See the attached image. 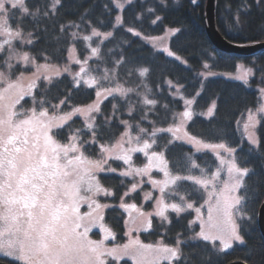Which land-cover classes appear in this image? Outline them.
Instances as JSON below:
<instances>
[{
	"label": "snow or ice",
	"instance_id": "6c2138e0",
	"mask_svg": "<svg viewBox=\"0 0 264 264\" xmlns=\"http://www.w3.org/2000/svg\"><path fill=\"white\" fill-rule=\"evenodd\" d=\"M132 2L133 0H112L113 6L121 10L125 4L131 5ZM160 2L167 6V0ZM195 2L196 0H192V3ZM62 7L63 0H46L43 4H30L29 0H0V53H6L0 59V261H5L6 264H109V258L120 261L122 257H127L133 264H179L182 260L185 264H196L195 257L186 254L182 247L189 241L208 242L212 248L209 250L205 246V251L216 253L231 249L234 243L244 244L243 224L253 219L245 211L246 202L258 193V185H250L247 179L254 174V170L241 166L233 155L236 149L226 143L206 142L187 131L185 126L192 118V100H185V110L177 114L178 119L174 118L166 128L156 127L155 121H149L152 124L149 130L138 121L136 134L133 135V125L128 120H121L124 130L114 143H100L98 158L87 155L88 148L85 146L95 145L102 137L110 134V129L105 125L113 118L105 116L103 121H98L97 115H94L102 114L101 97L106 99L119 95L124 98L134 91L133 88L120 84L116 87H101V79H109L107 71L102 77L90 75L85 67L88 60L81 61L73 55L70 57L72 61L81 65L74 76L75 86L78 87L82 80L89 88L95 87L96 101L57 115L55 111L50 114L49 109L44 107L46 100H36L33 96L36 81L42 78L52 84V77L59 76L60 70L48 63L38 64L28 52L18 48L32 43L33 33L25 28L27 22L36 26L45 19L55 17ZM253 7L264 12V0H241L235 23H241V9L247 11ZM156 19L159 20L160 17L157 16ZM155 22L154 20L153 23ZM121 24L122 17L117 15L113 27ZM64 30L61 26L60 31ZM128 31L133 32V29L129 28ZM178 31L177 28L169 29L171 34ZM133 34L139 35L138 32ZM92 35L106 38L112 33H101L92 28ZM83 39L89 40L90 37L84 36ZM164 50L169 56L174 55L167 48ZM98 55L99 49L92 48L91 56ZM176 59L181 58L177 56ZM13 60L24 65L31 64L35 68L31 77H26L21 71L12 79L15 71ZM120 63L121 61H117V65ZM204 67L207 68L208 65L205 64ZM237 68L243 71L235 79L247 83L253 70L244 65H238ZM64 71H68V68L65 67ZM147 72L148 69L143 68L139 75L143 77ZM260 93L261 99H264V88L260 89ZM26 96L32 97V106L29 108H24L21 104ZM65 103V100L60 101V104ZM142 103L154 107L157 101L149 99L145 94ZM53 108L59 109V105H54ZM116 108L117 105L113 104V109ZM214 108L215 103L208 108L206 115L212 116ZM134 111L130 105L128 115L132 117ZM256 112L264 113V104ZM77 114L85 118V124L83 128L73 130L69 121ZM146 119L147 114L140 116V120ZM258 123L256 114L249 110L244 127L249 143L253 145L258 143L255 132ZM66 127L69 129L67 141L62 142ZM86 132L91 133L89 140L82 139ZM158 133H168L170 138L161 144ZM176 141L191 145L197 152L211 151L220 167L208 175L191 153L185 154L181 150L170 158L168 154L172 152ZM156 148L159 150H155ZM221 152L229 158L225 159ZM133 153H142L147 162L142 167H134ZM110 160L123 161L128 165L126 170L119 172L121 177H147V182L159 193L155 197L151 192L145 193V200H155V210L149 213L141 211L136 204L124 203L123 197L121 198L120 207L129 213V220L125 224L134 227H129L125 233L129 237L127 243L113 247L105 245V241L113 233L102 222L104 209L110 205L101 204L95 199L97 195H113L97 175L117 171L109 166ZM225 166L228 178L218 188L220 168ZM197 168L200 171L198 176L192 174V170ZM153 170L162 173L163 179H154ZM185 181L198 187L189 190L183 184ZM143 182L141 179L140 183ZM138 186L133 183L129 191H136ZM200 189L207 194L204 201L207 205L206 219L201 213L204 205L195 207L194 202H191V196ZM82 191L88 195H81ZM124 195H129V192ZM82 201L89 208L83 215L79 208ZM188 209L196 212V219L188 221V228L199 222L200 230L186 239H181L179 232L174 244L164 243L163 240L143 243L139 237L132 238L133 231H148L152 227V216L171 224L167 215L169 210L180 217ZM132 211L137 216H132ZM95 226H99L103 233L100 240L89 238L88 234ZM216 242H219V246ZM200 264H204V260Z\"/></svg>",
	"mask_w": 264,
	"mask_h": 264
},
{
	"label": "trees",
	"instance_id": "16d2710c",
	"mask_svg": "<svg viewBox=\"0 0 264 264\" xmlns=\"http://www.w3.org/2000/svg\"><path fill=\"white\" fill-rule=\"evenodd\" d=\"M45 2L46 0H29L30 4ZM240 3L241 0H216L215 24L218 31L225 39L237 44L264 41V12L256 7L247 11L241 9V23L236 24V13ZM105 5L108 7L106 8ZM204 5L205 0H196L195 3H192V0H167V6L162 5L160 0H134L122 11V24L114 28L116 9L112 0H63V7L52 19H45L36 26L31 22L25 24L26 30L33 33L32 43L25 46V50L37 61H48L60 65L66 62L67 51L71 44H74L80 56H84L87 52L84 40L73 37L72 32L75 29L79 34L87 33L91 27L102 32L113 30L112 35L99 44V55L95 62L103 69L115 68L118 80L126 88H133L134 91L128 93L127 97L109 96L102 102V114L97 115V120L103 121L105 116L113 119L105 125L110 129V134L97 141L101 143H110L120 135L124 129L120 123L121 120H128L131 124H137L139 121L146 127L152 126L149 121H155V126H166L172 123L175 114L182 109V102L169 93L165 84L166 79L180 85L186 97L194 96L201 88V92L195 99V110L206 109L213 101L216 103L215 109L213 115L207 119L193 117L188 124V132L206 142H223L236 149L234 155L238 163L254 170V174L247 179L250 185H258V193L246 202L245 211L252 215L253 219L243 224L244 244H234L230 250L223 253L206 252L205 246L209 250L212 246L205 241H189L182 247L186 254L195 257L196 264H200L201 260H204V264L236 262L245 264V261L247 264H264V243L257 226L258 210L264 200V118L260 119L257 127L259 144L256 148L242 139L237 128V122L244 113L257 105L258 93L239 81L222 77L202 80L199 75L206 62L209 65L208 68L218 72H232L236 64L241 62L253 70L250 84L264 86V50L245 55L227 54L217 50L210 43L205 32ZM150 8L153 11H148ZM157 16L160 19L153 23ZM61 26L64 27V31H60ZM165 27L180 28L171 37L169 45L172 51L187 61L188 66H183L155 50L141 37L127 30V28H134L145 35H159ZM0 57L3 58V54L0 53ZM117 61L121 63L117 65ZM143 68H147L148 72L142 77L139 72ZM19 71L25 72L26 69L20 65L16 66L14 72ZM52 80V84L40 80L33 93L37 101L41 99L47 101L44 107L46 106L49 111L61 100L66 101L65 104L60 105L62 111L85 105L95 97L92 88L83 84L75 86L67 75L54 77ZM145 94L149 99L157 101L154 107L142 103ZM113 104L117 105L115 110ZM130 105L135 109L132 117L128 115ZM142 114H147L146 120H140ZM84 124L85 121L79 117L69 121L73 130L83 128ZM68 131L67 127L63 130L62 142L67 141ZM159 137L161 144L166 143L170 138L166 134ZM90 138L91 133L87 132L82 137L84 140ZM85 147L88 148L87 155L97 156V143ZM181 150L185 154L191 153L193 159L208 170L216 163L213 154L204 151L196 152L190 146L177 141L168 155L172 158ZM134 160L143 161V158L137 154ZM192 172L200 171L193 169ZM100 180L104 185L112 188L113 202H118L131 183V178L115 174L100 175ZM183 184L188 186L189 190L197 187L188 181ZM130 197L137 203L141 201L139 191L134 192ZM191 199L196 204L201 203L204 200L203 190L195 192ZM145 207L150 208L151 204L147 203ZM168 216L171 224L152 217V227L148 231L141 232L140 238L144 242L163 240L164 243L174 244L178 232L181 233V239H186L199 229L198 225L188 228V221L193 217L191 211L180 214V217L169 212ZM104 219L115 230L116 239L123 241L122 211L117 207H110L105 211ZM0 264H6V262L0 261ZM121 264L131 263L123 261ZM179 264H185V262L182 260Z\"/></svg>",
	"mask_w": 264,
	"mask_h": 264
},
{
	"label": "rangeland",
	"instance_id": "374dc122",
	"mask_svg": "<svg viewBox=\"0 0 264 264\" xmlns=\"http://www.w3.org/2000/svg\"><path fill=\"white\" fill-rule=\"evenodd\" d=\"M133 1H134V0H133ZM127 5H128V4H125V6H127ZM125 6H124V7H125ZM114 7H115V6H114ZM115 9H116V13H115V17H114V24L116 23V16H117V15H120V16L122 17V11H123L124 8L121 10V9H117V8L115 7ZM154 20L157 21L156 18H155ZM119 26H120V25H119ZM116 27H118V26H116ZM92 28H94V27H91V28L89 29V31H88L87 33H85V34H79V32H78L77 29H75V30L72 32V35L75 33V36H73V37H74V38H77V39H78V38L83 39L84 36H89V37H90L89 40H84V39H83V40H84V43H85V46H86V49H87V52L85 53L84 56H80L79 53L77 52L76 47L74 46V44H71V45L69 46V48H68V51H67V59H66V62H65V63L58 65V64H53V63L48 62V61H37V60H36V62H37L38 64L48 63V64H50V65H54L56 69H59V70H60V75H59V76L67 75L70 79H72V81H73V83H74V76H75V73L79 72L80 67H81L80 64H76V63H74V62L72 61V59L70 58L71 56L74 55L77 59H79V60H81V61H84L85 59L88 60V63H87V65H85V67H86V69H87L88 74H90V75H94V76H97V77H102V76L105 74V72L107 71V73L109 74V79H108V80H103V79H101V81H100V86H101V87H116L117 84L123 85V84L118 80V77H117V73H116L115 68H112V69H106V68H104V69H103L102 67H100V66L95 62V60L98 58V56H96V57H92V56H91V49H92V48H98L99 44H100L103 40H105V39H107V38L110 37V36H109V37H106V38H105L104 36H93V35H92ZM114 28H115V27H114ZM172 28H177V29L180 30L179 27H165V30H164L161 34H159V35H145V34H143L142 32H140L139 30L132 28V29H133V32H130V33L133 34L134 32H138L139 35H135V34H133V35L138 36V37H141V38H142L147 44L151 45L155 50L164 53L167 57H170V58L176 60L177 62H179V63L182 64L183 66H188L187 61H186L182 56H180V55H178L177 53H175L174 51H172L171 48H170L169 41H170L171 37L177 33V32H176L175 34H171V33L169 32V29H172ZM128 29H129V28H127V30H128ZM97 30H98V29H97ZM98 31H100V30H98ZM112 31H113V30L106 31V32H102V31H100V32H101V33H107V32H111V33H112ZM94 41H97V42H94ZM14 43H18V42H15V41H14ZM27 45H28V44H25V45H23L22 47H19L18 50L28 52L27 50H25V46H27ZM165 48H167L169 51L173 52L174 55L169 56L168 53L164 50ZM73 50H74V51H73ZM28 53H29V52H28ZM1 54H3V56L6 55V53H1ZM177 56H179L181 59H180V60H177V59H176ZM89 57H90V58H89ZM0 58H1V57H0ZM1 59H3V58H1ZM12 63H13V65H14L15 67H16V66H19V65H20L21 67H24V68L26 69V71L24 72V75H25L26 77H31V74L35 71V68H33V67L31 66V64L24 65V64H22V63H17L16 60H13ZM205 64L208 65L207 62L204 63V65H205ZM238 65H244V64L241 63V62H238V63L236 64V68H235V70L232 71V72H218V71L211 70V69L208 68V67H207V68L204 67V69H202V70L199 72V75H200V77H201L202 80H205V79H208V78H213V77H222V78L229 79V80L239 81V82H242V83L246 84L248 87H251V88H253V89H255V90L257 91V93H258V102H257V105H256L255 107H253V108L248 109V110L244 113V115H243V116L238 120V122H237V128H238V131H239V133H240L242 139H243L245 142H247L251 147L256 148V147L258 146V144H259L258 134H257V127H258V124H259V123L256 125V128H255L256 139H257V141H258V143H257L256 145H253V144L249 143V140H248L247 133H246V131H245V127H244V125H245V123L248 121L249 110H251L252 112H254V113L256 114V118H257V120H258L259 122H260V119H261V118H264V113L256 112V109L259 108L261 104H264V99H261V93H260V89H261V88H264V86H252V85L250 84V79L253 77V74H252L251 76L248 77V81H247V83H245V81H243V80L235 79V77L241 75V73H242V71H243V69L238 70V68H237ZM208 66H209V65H208ZM65 67L68 68V71H64V68H65ZM244 67H245V68H250V67H247V66H245V65H244ZM251 69H252V68H251ZM20 72H21V71H19V72H14V74L11 76V78H12V79H15L16 76H18V75L20 74ZM22 72H23V71H22ZM59 76H53L52 79H53L54 77H59ZM40 80L44 81L42 78H41ZM40 80H37L36 83H38ZM169 81L171 82V84H169ZM46 82H47V81H46ZM25 83H27V81H25ZM80 84H83L84 86L88 87L87 85H85V84L83 83L82 80H81ZM165 84H166V86L168 87V91H169V93H170L174 98L180 99L181 102H182V109L179 110V111L175 114V118L178 119V115H177V114L182 113V112L185 110V107H186V105H185V100H192V101H193V103H192V105H191L192 118L195 117V116L203 117V118H206V119L209 118V117H211V116H207L206 113H207L208 108L211 107V106L213 105V103H215V101H213V102H212V103H211L206 109H203V110H199V111H198V110H195V108H194V104H195L196 96L201 92V88H199V89L196 91V94H195L194 96H192V97H186V96L183 94V92H182V90H181L182 88H181L180 85L174 83L173 81H171V80H169V79H166ZM74 85H75V83H74ZM123 86H124V85H123ZM124 87H125V86H124ZM88 88H89V87H88ZM34 89H35V88H34ZM34 89H33V93H34ZM92 89L94 90V93H95V97H94V99H93L91 102H89V103H87V104H85V105H82V106H78V107H85V106H87V105H89V104H92L93 102L96 101V99H97V97H96V91H97V89H96L95 87H93ZM177 89H179V91H177ZM116 96H119V95H116ZM104 100H105V98H104V97H101V104H102V102H103ZM21 104L24 106V108H29V107H31V106H32V97H28V96H26V97L24 98V100L21 101ZM57 105H59V109H54V108L52 107V109H50L51 111H49L50 114H52V113L55 111V113H56L57 115H60V114H63L64 112H70V111L74 108V107H70L69 109H66V110L64 109V110L61 111V110H60V105H61V104L59 103V104H57ZM215 105H216V103H215ZM100 106H101V105H100ZM45 107H46V106H45ZM75 107H76V106H75ZM17 108L19 109V108H20V105H18ZM214 109H215V108H214ZM213 112H214V111H213ZM94 115H98V114H94ZM75 117H79V118H81L83 121H85V118H84L83 116L79 115V114L73 116V118H75ZM192 118H191V120H192ZM191 120H189V121L187 122V124H186V126H185L186 129H187L188 124H189V122H190ZM130 124H131V123H130ZM132 125H133V135H135V134H136V124H132ZM142 126H143V125H142ZM168 126H169V125H166V126H156V127H164V128H166V127H168ZM144 127H146V126H144ZM146 128H148L149 130H151L152 126H150V127H146ZM123 130H124V129H123ZM250 130H251V129H250ZM187 131H188V129H187ZM162 134H166V135H168V136L170 137V134H168V133H158V137H159L160 135H162ZM118 138H119V136H118L116 139H118ZM116 139H114V141H111L110 143H114ZM177 142H181V143H183L182 141H177ZM100 143H101V142H97V147H98V150H97V153H98V154H97V156H92V158H98V155H99V145H100ZM103 143H105V142H103ZM210 143H213V142H210ZM184 144H186V143H184ZM186 145L190 146L194 151H196L191 145H189V144H186ZM154 147H155V146H154ZM229 147H230V146H229ZM155 150H159V148H156ZM196 152H197V151H196ZM202 152H203V151H202ZM204 152H209V153H211V154L214 155V153H212V152L209 151V150H205ZM137 154H139V155L142 156L143 161H136V160H134V157H135V155H137ZM221 155H224V156H225V159H228V158H229V157L227 156V154H224L223 152H221ZM233 155H234V154H233ZM234 156H235V155H234ZM214 157H215V155H214ZM215 159H216V157H215ZM114 162H115V163H114ZM146 162H147V161H146V158L143 156L142 153H133L132 164H133L134 167H142L143 164L146 163ZM116 164H117V165H116ZM215 164H216V165H215ZM215 164L212 166V168H210V170L204 168L208 175H211L212 172H215V171L217 170V168L220 167V165H219V161H218L217 159H216V163H215ZM109 166H111V167H113V168H116L117 171H116L115 173H110V172L98 173L97 175H98V178H99V179H100V175H103V174H115V175H119V172H120V171L126 170V169L128 168V165H125V164L123 163V161H117V160H116V161H109ZM195 170L199 171V168H197V169H195ZM192 174L198 176V175H200V172H199V173H198V172H192ZM119 176H120V175H119ZM152 176H153L154 179H163V174L157 172L156 170H153V172H152ZM129 178H131V183H130V185H128V186L126 187V189L124 190V192H123L122 195H121V196L123 197V202L126 203V204H136L137 208H139L141 211H143V212H145V213L153 212V211L155 210V200H154V199L145 200L144 196H145V193H148V192H151V193L153 194L154 197H155V196H158V195H159L158 191H156L155 189H153L152 186H151V184H149V183L147 182V179H148L147 177H143V178H141V177H139V176H135V175H133V176H129ZM227 178H228V177H227L226 166L220 168V179H219V181H217V187H218V188H219V187H222V186H223V181L226 180ZM141 179H143V181H144L143 183H140ZM188 182H190V181H188ZM101 183H102V181H101ZM133 183H137V184L139 185L138 188L136 189V191H139V194H140V197H141V201H140L139 203L135 202V201L133 200V198L130 197L134 192H136V191H134V192L129 191V190L131 189V186H132ZM102 184H103V183H102ZM103 185H104V184H103ZM146 185H148V186H146ZM104 186H105L106 188H109V189L113 192L112 188H110V187H108V186H106V185H104ZM197 187H198V186H197ZM202 190H203V189H202ZM125 192H129V195L125 196V195H124ZM203 194H204V200H203L201 203L196 204L192 199H191V202H194L195 207H200L201 205H204V207L201 209V213H202V215L204 216V218L206 219V218H207V205L204 204V201H205V199H207V194L204 192V190H203ZM81 195H88V194L82 191V192H81ZM112 197H113V195H111V196L97 195V196L95 197V199H96L99 203L110 205V207H113V206H114V207H117V208H119V209L122 211V213H123V226H124V232H123L124 240H123V241H118V240L116 239V232H115V230H114L109 224L106 223L105 219L102 221V222H103L108 228L111 229V231H112V233H113V236L110 237L108 240L105 241V245H106L107 247H113V246H115V245H117V244L122 245V244L127 243L128 240H129V237H128L127 235H125V233L128 232L129 227H134V226H132V225H127V226H126V224H125V221H126V220H129V213L126 212L123 208L120 207V203H121V198H122V197L118 200V202H113V201H112ZM177 202H178V198H177ZM147 203H150V204H151V207H150V208H146V207H145V205H146ZM110 207H108V208H110ZM79 208H80V214H81V215H83L84 213H87V212L89 211L88 204H87L86 202H83V201L80 203ZM108 208H105V209H104V215H105V211H106ZM190 211L193 213V217H192L191 220L196 219V212H195L194 209H188V210H186L185 212H190ZM169 212H171V210H169V211L167 212V215L169 214ZM185 212H183V213H185ZM131 214H132V216H134V217L137 216V213H136L135 211H132ZM181 214H182V213H181ZM152 217H157V216H152ZM152 217H151V218H152ZM157 218H159V217H157ZM159 219H160V218H159ZM194 225H198V226H199V222H197V223L194 224ZM81 230H82V229H81ZM148 230H149V229H148ZM199 230H200V228L198 229V231H199ZM198 231H196V232H198ZM141 232H144V230L141 229L140 231H133L132 234H131V235H132V238L135 239L136 237H139V239H140L143 243H156V242H158V241H161V240H158V241H155V242H144V241L140 238V233H141ZM88 235H89V238H90V239H93V240H100V239L103 237V233L101 232L99 226H95V227H93V228L91 229V231L89 232ZM216 243H217V246H219V242H216ZM234 244H238V243H234ZM234 244H233V245H234ZM228 250H230V249H228ZM228 250H226V251H228ZM123 261H129L131 264H133V262L131 261V259H129V258H127V257H122L120 261H114V260H111V258H109V264H121V262H123Z\"/></svg>",
	"mask_w": 264,
	"mask_h": 264
},
{
	"label": "water",
	"instance_id": "95a60500",
	"mask_svg": "<svg viewBox=\"0 0 264 264\" xmlns=\"http://www.w3.org/2000/svg\"><path fill=\"white\" fill-rule=\"evenodd\" d=\"M215 6L216 0H205L204 16H205V32L210 43L219 51L227 54L245 55L253 54L260 50H264V41L251 44H237L225 39L218 31L215 24ZM257 226L264 243V200L262 201L258 214ZM236 262L232 264H240Z\"/></svg>",
	"mask_w": 264,
	"mask_h": 264
}]
</instances>
